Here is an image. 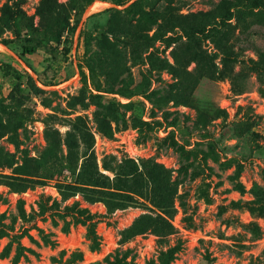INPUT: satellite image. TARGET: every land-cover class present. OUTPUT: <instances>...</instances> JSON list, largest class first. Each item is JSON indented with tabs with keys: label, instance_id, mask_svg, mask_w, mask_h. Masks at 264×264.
Instances as JSON below:
<instances>
[{
	"label": "rangeland",
	"instance_id": "374dc122",
	"mask_svg": "<svg viewBox=\"0 0 264 264\" xmlns=\"http://www.w3.org/2000/svg\"><path fill=\"white\" fill-rule=\"evenodd\" d=\"M0 264H264V0H0Z\"/></svg>",
	"mask_w": 264,
	"mask_h": 264
},
{
	"label": "trees",
	"instance_id": "16d2710c",
	"mask_svg": "<svg viewBox=\"0 0 264 264\" xmlns=\"http://www.w3.org/2000/svg\"><path fill=\"white\" fill-rule=\"evenodd\" d=\"M133 3H135V2H133ZM2 11H3V12L7 11V7L5 6V7L2 9ZM3 43H5V42H3ZM28 52H30V51H28ZM99 175H101V174H99ZM95 186L102 187V188H108V187L105 186V183H103L102 186H101V185H95ZM92 240H93V243H94V244L97 243V240H96V237H95V236L92 237Z\"/></svg>",
	"mask_w": 264,
	"mask_h": 264
}]
</instances>
